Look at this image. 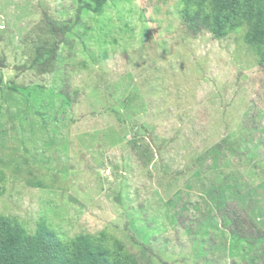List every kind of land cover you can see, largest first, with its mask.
<instances>
[{
    "label": "rangeland",
    "instance_id": "1",
    "mask_svg": "<svg viewBox=\"0 0 264 264\" xmlns=\"http://www.w3.org/2000/svg\"><path fill=\"white\" fill-rule=\"evenodd\" d=\"M83 3L0 0V215L150 264H247L219 213L264 230V65L246 25L193 36L183 0H107L75 23ZM47 19L72 30L39 73Z\"/></svg>",
    "mask_w": 264,
    "mask_h": 264
},
{
    "label": "trees",
    "instance_id": "2",
    "mask_svg": "<svg viewBox=\"0 0 264 264\" xmlns=\"http://www.w3.org/2000/svg\"><path fill=\"white\" fill-rule=\"evenodd\" d=\"M107 0H92L81 4L75 16L79 20L82 10L102 14ZM180 11L181 20L187 31L195 36L208 32L215 39H221L237 28L246 25L245 41L258 50L261 64L264 65V0H183ZM47 31L54 38L50 46H38L28 69L39 73L51 72L57 59L59 45L72 25L47 19ZM2 79L0 77V84ZM224 147L230 149L229 142ZM223 204V201L221 200ZM224 223H228L231 237L243 242L249 250L256 252L247 264L264 259V230L249 217L237 214L234 208L219 212ZM151 254H149L150 256ZM150 264L145 253L140 256L131 253L120 242L109 247L104 234L90 236L81 234L68 240L61 239L44 223L38 224L33 233H29L17 221L0 215V264ZM264 263V262H263Z\"/></svg>",
    "mask_w": 264,
    "mask_h": 264
}]
</instances>
